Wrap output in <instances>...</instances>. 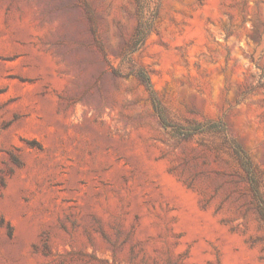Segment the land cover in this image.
Returning a JSON list of instances; mask_svg holds the SVG:
<instances>
[{"label":"rangeland","instance_id":"obj_1","mask_svg":"<svg viewBox=\"0 0 264 264\" xmlns=\"http://www.w3.org/2000/svg\"><path fill=\"white\" fill-rule=\"evenodd\" d=\"M0 264H264V0H0Z\"/></svg>","mask_w":264,"mask_h":264}]
</instances>
